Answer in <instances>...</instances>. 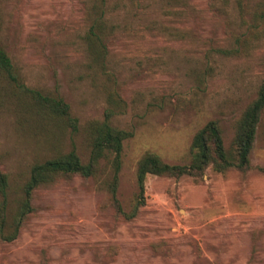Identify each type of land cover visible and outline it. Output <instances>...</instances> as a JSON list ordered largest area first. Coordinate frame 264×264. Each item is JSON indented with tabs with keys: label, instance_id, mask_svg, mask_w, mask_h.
Instances as JSON below:
<instances>
[{
	"label": "rangeland",
	"instance_id": "1",
	"mask_svg": "<svg viewBox=\"0 0 264 264\" xmlns=\"http://www.w3.org/2000/svg\"><path fill=\"white\" fill-rule=\"evenodd\" d=\"M211 2L221 6L220 0H107L117 29L101 71L83 39L90 0H0V42L25 85L57 86L80 124L74 134L42 118L0 81V169L9 176L10 198L34 162L73 145L87 157L82 129L102 119L114 92L124 108L112 124L133 133L119 174L125 210L134 204L136 165L145 152L185 164L194 134L213 119L229 145L264 81V19L248 12L242 21L232 1L228 12L216 14ZM234 49L232 57L218 52ZM263 166L264 111L246 172L209 168L197 180L148 176L145 204L133 221L113 218L93 180L42 186L17 239L0 244V264H264Z\"/></svg>",
	"mask_w": 264,
	"mask_h": 264
},
{
	"label": "trees",
	"instance_id": "2",
	"mask_svg": "<svg viewBox=\"0 0 264 264\" xmlns=\"http://www.w3.org/2000/svg\"><path fill=\"white\" fill-rule=\"evenodd\" d=\"M220 1L221 6L210 3L211 10L216 14L228 12V5L232 1L233 11L239 13L242 21H245L248 12H254L256 21L264 19V0ZM106 2L107 0H90L85 11L87 29L83 35L88 56L101 71L106 70L103 62L107 56L109 39L117 29L116 24L109 21L107 11L104 9ZM218 52L226 57H232L238 54L239 50ZM105 73L107 74V71ZM0 81L27 100L37 115L66 125L74 134L80 131L78 118L72 114L69 104L60 96L57 86L49 91L26 86L1 42ZM123 108L119 93L109 94L102 119L88 121L82 129L87 142V157L82 159L73 145L67 152L34 162L30 166L27 179L15 194V200L10 198L12 193L9 176L0 169V244L16 240L28 218L35 212L32 205L35 190L61 180L73 177L93 180L98 189L107 196L113 218L127 223L138 217L145 204V182L148 176L174 179L190 177L197 180L202 178L209 168L217 173L246 172L250 168V152L264 111V81L259 86L255 98L236 120L229 145L224 144L220 124L218 120L213 119L194 134L189 146L190 158L185 164H168L158 155L145 152L136 165L137 193L129 210H125L118 199V186L124 142L133 133L112 124V119ZM260 170L264 174V166Z\"/></svg>",
	"mask_w": 264,
	"mask_h": 264
}]
</instances>
